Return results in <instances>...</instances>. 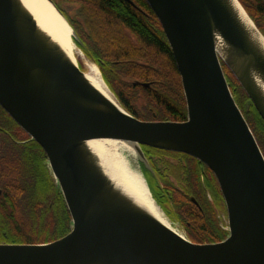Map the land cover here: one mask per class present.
Here are the masks:
<instances>
[{"label": "water", "instance_id": "water-1", "mask_svg": "<svg viewBox=\"0 0 264 264\" xmlns=\"http://www.w3.org/2000/svg\"><path fill=\"white\" fill-rule=\"evenodd\" d=\"M146 1L181 78L184 121L137 118L88 80L22 0H0V106L45 151L72 219L58 240L0 244V264H264V153L223 68L264 121V34L239 0ZM103 139L134 145L133 167L148 187L143 145L184 152L208 166L224 198L229 235L195 243L162 223L100 163L88 143Z\"/></svg>", "mask_w": 264, "mask_h": 264}, {"label": "trees", "instance_id": "trees-1", "mask_svg": "<svg viewBox=\"0 0 264 264\" xmlns=\"http://www.w3.org/2000/svg\"><path fill=\"white\" fill-rule=\"evenodd\" d=\"M71 1L79 3L75 11L82 18L75 21L66 15L81 40L75 42L98 64L122 106L143 120L153 118L154 113L162 120H184L187 107L181 78L160 21L148 2ZM223 66L236 101L264 153V121L237 79ZM151 81L150 88L142 85ZM25 139L31 141L23 143ZM192 179L200 191L198 170ZM0 188V243L44 244L71 231V215L55 185L45 151L1 106ZM197 198L205 209L204 201ZM169 207L176 211V216L170 218L181 223L195 243H216L228 235L215 213H203L192 202L172 199ZM188 208L193 209L188 211L189 216Z\"/></svg>", "mask_w": 264, "mask_h": 264}, {"label": "flooded vegetation", "instance_id": "flooded-vegetation-1", "mask_svg": "<svg viewBox=\"0 0 264 264\" xmlns=\"http://www.w3.org/2000/svg\"><path fill=\"white\" fill-rule=\"evenodd\" d=\"M241 1L242 0H240V2ZM244 1L247 6L244 4L242 5L245 6V9L248 12V14L253 19H255L254 21H256L255 23L257 27L264 34V0H244ZM54 2L60 8V10L63 12L65 16L68 15L71 19H76L71 17V15L67 12L66 8L63 9L59 5L57 0H54ZM74 12L77 15V11ZM151 83L152 81L148 83L149 84L148 86H145L144 84L142 85L145 88H150L152 87ZM147 120L165 121L159 119L156 116V113L153 114V118ZM166 120L184 121V120H169V119ZM30 141H31L30 139H25L23 140V143H28ZM142 149L144 151L147 163L141 161V167L149 183V188L155 200L169 216L170 215L172 217L176 216V211L169 207V202L172 199L182 201L184 203L192 202L203 213L206 211L215 213L216 218L219 220V222L222 219L220 213L225 212L227 214L226 205L221 193L220 186L218 184V181L214 173L209 169L208 166H206L204 163H202L200 160L196 159L195 157L184 152L166 150V149L151 147L147 145H143ZM197 170L201 175L202 189L200 188L201 189L200 191L196 189L194 180L192 179V175L195 173V171L197 172ZM154 187H155V191L152 190V188ZM2 193H3V189L0 188V197L2 196ZM197 196L200 197L201 201H204L205 209L203 208V206H201ZM191 210L193 212V209L188 208L186 211V215L189 216L188 211ZM187 224L190 225L191 222H187ZM220 225L225 231H227L226 226H223L221 223Z\"/></svg>", "mask_w": 264, "mask_h": 264}, {"label": "bare ground", "instance_id": "bare-ground-1", "mask_svg": "<svg viewBox=\"0 0 264 264\" xmlns=\"http://www.w3.org/2000/svg\"><path fill=\"white\" fill-rule=\"evenodd\" d=\"M22 1L34 15L40 27L79 65L75 55L76 44H74L75 42L72 39V28L70 24L47 0ZM85 75L96 88L115 101L112 93L106 86L100 69L95 64L90 63L88 65V71L85 72ZM261 85L264 90V85ZM88 145L114 181L119 186H122L130 197L142 205V207L146 208L162 223L174 228L169 218L153 199L151 190L147 186L143 176L132 165L133 161L137 160L134 145L113 139L94 140L88 143Z\"/></svg>", "mask_w": 264, "mask_h": 264}, {"label": "rangeland", "instance_id": "rangeland-1", "mask_svg": "<svg viewBox=\"0 0 264 264\" xmlns=\"http://www.w3.org/2000/svg\"><path fill=\"white\" fill-rule=\"evenodd\" d=\"M58 1V3H59V5L64 9V8H66V10H67V12L71 15V17H73V18H76V19H74V20H81L82 18L79 16L78 17V14L76 15L75 14V9L78 7V2H69V0H57ZM252 18V17H251ZM253 19V18H252ZM253 21H254V19H253ZM255 22V21H254ZM256 24V23H255ZM260 30V29H259ZM261 31V30H260ZM262 32V31H261ZM72 39H73V41L75 42V39H74V37L72 36ZM74 44H76V42L74 43ZM75 55H76V57H77V60H78V63H79V66H80V68L83 70V71H88V65L90 64V63H92V64H95L98 68H99V66H98V64L95 62V61H93V60H91L90 58H88L86 55H85V53L82 51V49L76 44L75 45ZM100 69V68H99ZM101 71V70H100ZM101 75H102V77H103V79H104V76H103V74H102V72H101ZM104 81H105V79H104ZM106 82V81H105ZM145 83V82H144ZM147 83V82H146ZM106 84H107V82H106ZM108 86V85H107ZM109 87V86H108ZM110 88V87H109ZM111 89V88H110ZM117 97V96H116ZM117 99V98H116ZM118 101V100H117ZM119 102V101H118ZM143 102V99L141 98V103ZM132 163V162H131ZM133 165V164H132ZM147 179V178H146ZM148 185H149V183H148ZM48 187L50 188V186L48 185ZM51 189V188H50ZM152 190H154L155 191V187L154 188H152ZM220 216L222 217V219H221V221H220V223L223 225V226H226L227 225V219H228V216H227V214L225 213V212H222V213H220ZM168 217H169V219L171 220V222H172V224L174 225V227L176 228V229H178L181 233H183L184 235H186L187 237H188V235H187V232H186V230L184 229V227H183V225L181 224V223H179L178 221H175V222H173V219H171L170 218V216L168 215ZM0 244H4V243H0Z\"/></svg>", "mask_w": 264, "mask_h": 264}]
</instances>
